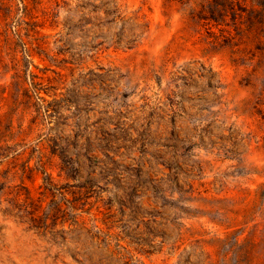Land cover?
Returning a JSON list of instances; mask_svg holds the SVG:
<instances>
[{
  "label": "rangeland",
  "instance_id": "1",
  "mask_svg": "<svg viewBox=\"0 0 264 264\" xmlns=\"http://www.w3.org/2000/svg\"><path fill=\"white\" fill-rule=\"evenodd\" d=\"M120 1L0 0V264H264V0Z\"/></svg>",
  "mask_w": 264,
  "mask_h": 264
},
{
  "label": "trees",
  "instance_id": "2",
  "mask_svg": "<svg viewBox=\"0 0 264 264\" xmlns=\"http://www.w3.org/2000/svg\"><path fill=\"white\" fill-rule=\"evenodd\" d=\"M58 7L73 10L78 15V20H82L84 25L91 24L87 28L85 46L88 51L94 50L97 54L107 50L111 46L115 48H131L148 31V26L142 15L138 11L128 12L120 0H55ZM119 25V29L115 28ZM127 25L128 29L125 28ZM98 27L99 31L90 33L91 28ZM102 36L100 40L97 37ZM28 50V47L25 48ZM92 52L91 56H96ZM94 54V55H93Z\"/></svg>",
  "mask_w": 264,
  "mask_h": 264
}]
</instances>
